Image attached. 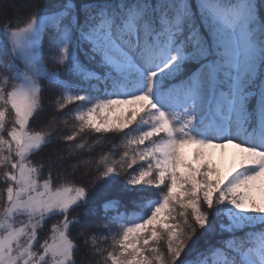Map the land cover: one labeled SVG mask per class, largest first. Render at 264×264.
I'll return each mask as SVG.
<instances>
[{"label":"snow or ice","instance_id":"1","mask_svg":"<svg viewBox=\"0 0 264 264\" xmlns=\"http://www.w3.org/2000/svg\"><path fill=\"white\" fill-rule=\"evenodd\" d=\"M0 264H264V0H0Z\"/></svg>","mask_w":264,"mask_h":264},{"label":"rangeland","instance_id":"2","mask_svg":"<svg viewBox=\"0 0 264 264\" xmlns=\"http://www.w3.org/2000/svg\"><path fill=\"white\" fill-rule=\"evenodd\" d=\"M229 152H231V150H229ZM189 155H190V150H189ZM217 158L219 159V154L217 153ZM230 157L229 158H226L223 162H222V168L223 170H227V166L228 164L230 163Z\"/></svg>","mask_w":264,"mask_h":264},{"label":"trees","instance_id":"3","mask_svg":"<svg viewBox=\"0 0 264 264\" xmlns=\"http://www.w3.org/2000/svg\"><path fill=\"white\" fill-rule=\"evenodd\" d=\"M70 107H74V106H70Z\"/></svg>","mask_w":264,"mask_h":264}]
</instances>
